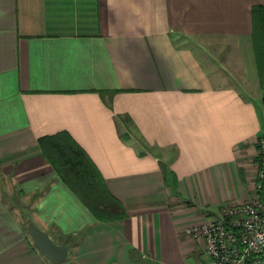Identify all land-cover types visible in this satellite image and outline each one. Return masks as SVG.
Returning a JSON list of instances; mask_svg holds the SVG:
<instances>
[{
  "label": "crops",
  "instance_id": "obj_1",
  "mask_svg": "<svg viewBox=\"0 0 264 264\" xmlns=\"http://www.w3.org/2000/svg\"><path fill=\"white\" fill-rule=\"evenodd\" d=\"M258 4L0 0V181L16 198L0 188V264H51L29 222L68 246L64 264L206 262L185 228L253 188ZM60 131L122 218L96 220L42 154L37 139Z\"/></svg>",
  "mask_w": 264,
  "mask_h": 264
},
{
  "label": "built area",
  "instance_id": "obj_2",
  "mask_svg": "<svg viewBox=\"0 0 264 264\" xmlns=\"http://www.w3.org/2000/svg\"><path fill=\"white\" fill-rule=\"evenodd\" d=\"M256 145V154H264V132ZM256 165L253 188L244 200L224 203L185 228L202 240L207 256L195 264H264V160Z\"/></svg>",
  "mask_w": 264,
  "mask_h": 264
},
{
  "label": "trees",
  "instance_id": "obj_3",
  "mask_svg": "<svg viewBox=\"0 0 264 264\" xmlns=\"http://www.w3.org/2000/svg\"><path fill=\"white\" fill-rule=\"evenodd\" d=\"M251 42L264 105V4L251 7ZM38 145L61 180L88 207L96 220L111 221L125 214L121 203L106 189L98 169L84 150L66 132L40 136ZM263 159L264 154L258 155Z\"/></svg>",
  "mask_w": 264,
  "mask_h": 264
},
{
  "label": "water",
  "instance_id": "obj_4",
  "mask_svg": "<svg viewBox=\"0 0 264 264\" xmlns=\"http://www.w3.org/2000/svg\"><path fill=\"white\" fill-rule=\"evenodd\" d=\"M26 229L32 236L36 248L49 263L61 264L66 260L68 256L67 245L56 243L47 231L33 222H29Z\"/></svg>",
  "mask_w": 264,
  "mask_h": 264
},
{
  "label": "rangeland",
  "instance_id": "obj_5",
  "mask_svg": "<svg viewBox=\"0 0 264 264\" xmlns=\"http://www.w3.org/2000/svg\"><path fill=\"white\" fill-rule=\"evenodd\" d=\"M260 115L264 119V105L262 106V104H261V109H260ZM256 150H257V147H256ZM257 156L258 155L256 154V157ZM257 161H258L257 159H254L255 169L257 168V165H256ZM254 181L255 180L253 179V184H254ZM0 183H1L0 188L5 193V195L10 197L12 202L15 201L16 198L13 196V191H12V188H11V185L9 184V182L3 178L2 181H0ZM18 202H19V200H18ZM62 264H64V263H62Z\"/></svg>",
  "mask_w": 264,
  "mask_h": 264
}]
</instances>
